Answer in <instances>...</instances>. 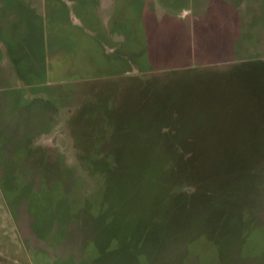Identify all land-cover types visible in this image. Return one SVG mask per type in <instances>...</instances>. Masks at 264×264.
Returning a JSON list of instances; mask_svg holds the SVG:
<instances>
[{
  "label": "rangeland",
  "instance_id": "374dc122",
  "mask_svg": "<svg viewBox=\"0 0 264 264\" xmlns=\"http://www.w3.org/2000/svg\"><path fill=\"white\" fill-rule=\"evenodd\" d=\"M224 5L0 0V64L34 58L0 65V264H264V7Z\"/></svg>",
  "mask_w": 264,
  "mask_h": 264
},
{
  "label": "crops",
  "instance_id": "0c3cea01",
  "mask_svg": "<svg viewBox=\"0 0 264 264\" xmlns=\"http://www.w3.org/2000/svg\"><path fill=\"white\" fill-rule=\"evenodd\" d=\"M226 8H230V7H234L235 9L232 8V10L234 11L235 15H232L230 16L229 18H227L228 20V24L231 25V26H235V24L237 26H240L242 24H247V23H250L251 25V28L254 27L255 28V25L252 24L251 20L249 17H245L244 19H240L238 17V13L237 12H241V13H247V12H254L258 9V7L260 8H263L264 7V0H234V5H224ZM244 6H246L247 8H250V10H244ZM262 14H264V12H262ZM189 15V14H188ZM187 15H183V17H186ZM190 16V15H189ZM187 18V17H186ZM264 19V18H263ZM172 21H176L174 24L176 25H181V24H185V21L184 19H181V21L179 20V18L177 17H173L172 16ZM188 22V27H187V30L186 28L183 29L182 31H184L185 33L189 32V28L192 26V27H196L198 24L202 23V18L200 15L196 16L195 19H192L190 18ZM240 22V23H239ZM239 23V24H238ZM236 27V26H235ZM245 27V26H244ZM238 29H241V28H238ZM237 29V30H238ZM253 30V29H252ZM186 33V34H187ZM196 34L197 32H195V37H196ZM186 36V35H185ZM257 38L260 37L259 34L256 36ZM186 38V37H185ZM195 39V38H194ZM187 40H190L189 38H187ZM196 46V47H195ZM180 50V49H179ZM178 50V51H179ZM194 50H195V53H194V58L196 57L197 53L196 51H203L201 49L200 46L194 44ZM199 53H202V52H199ZM206 54V53H205ZM9 62H6V63H3V64H0L1 66L3 67H6L9 65L10 68H14V71L11 72L12 76H15L16 74V77L19 76L20 78H25V77H28L29 74H30V71L31 73L33 72L34 73V69L32 70L33 68V56L30 54V53H16V51L14 53H12L10 51L9 53ZM8 78L6 75L4 76H1L0 75V78L3 80V78ZM25 89H28L31 90L29 87H25ZM1 90V89H0ZM24 99V102L25 100L29 99V98H23Z\"/></svg>",
  "mask_w": 264,
  "mask_h": 264
}]
</instances>
